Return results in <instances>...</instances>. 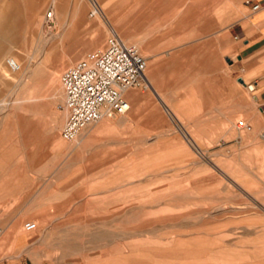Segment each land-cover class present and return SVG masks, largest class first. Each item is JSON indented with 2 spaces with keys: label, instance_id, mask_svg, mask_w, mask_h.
<instances>
[{
  "label": "rangeland",
  "instance_id": "obj_1",
  "mask_svg": "<svg viewBox=\"0 0 264 264\" xmlns=\"http://www.w3.org/2000/svg\"><path fill=\"white\" fill-rule=\"evenodd\" d=\"M55 1L60 14L47 18ZM107 15L94 0H0V264H264L252 91L233 69L213 90L200 70L158 68L164 54L148 44L167 38L143 36L142 20L128 35ZM113 34L147 58L149 80L126 92L127 113L66 142L61 74Z\"/></svg>",
  "mask_w": 264,
  "mask_h": 264
},
{
  "label": "crops",
  "instance_id": "obj_2",
  "mask_svg": "<svg viewBox=\"0 0 264 264\" xmlns=\"http://www.w3.org/2000/svg\"><path fill=\"white\" fill-rule=\"evenodd\" d=\"M94 2L97 5L104 3L109 6L107 12L101 9L106 20L111 19L107 15L108 12L111 15H120V20H126L128 35H138L135 32L138 29L136 21L142 20L145 25L148 24L144 29L149 31L143 36L167 38L165 43L148 44L150 51L164 54L157 60L158 68L200 70L199 76L205 78L204 85L208 88L210 86L211 89L217 74L224 72L225 69L228 71L233 69L244 88L247 89L248 84L254 85L252 97L264 124V0H94ZM62 3L65 4V1ZM257 4L258 9H254ZM121 5L127 6L126 9H122ZM54 13L60 14L56 1L52 3L51 17ZM114 18L112 16V19ZM155 22L159 23L157 32L154 31ZM109 24L113 27L111 23ZM163 57L165 60H162ZM223 85L225 86V82L222 80Z\"/></svg>",
  "mask_w": 264,
  "mask_h": 264
},
{
  "label": "built area",
  "instance_id": "obj_3",
  "mask_svg": "<svg viewBox=\"0 0 264 264\" xmlns=\"http://www.w3.org/2000/svg\"><path fill=\"white\" fill-rule=\"evenodd\" d=\"M258 7L257 4L254 9ZM7 66L18 69L12 59L7 60ZM147 67V58L136 45L113 34L103 48L89 52L64 70L60 79L68 115L61 130L62 139L73 142L85 128L102 118L127 113L131 104L126 92L146 85ZM247 87L249 91L254 90L253 84ZM237 127L252 129L247 122Z\"/></svg>",
  "mask_w": 264,
  "mask_h": 264
},
{
  "label": "bare ground",
  "instance_id": "obj_4",
  "mask_svg": "<svg viewBox=\"0 0 264 264\" xmlns=\"http://www.w3.org/2000/svg\"><path fill=\"white\" fill-rule=\"evenodd\" d=\"M96 7H97V8H96ZM100 11H101V7H100L99 5H98V6L95 5V2H94V13H95V14H99ZM51 16H52V11H51V14H50V15H49V11L46 12V17H47V18H48V17L51 18ZM50 28H51V27H50ZM50 28H49V30H51ZM125 42H126V41H125ZM11 59L14 60V61L18 64V69L12 70V69H10L9 67H8V68H9L10 70H12L13 72H19V71H20L21 74H24V70H25V69H24V63H23L22 61H20V60H19V62H18L15 58H11ZM30 69H31V67H30ZM27 72H28V71H27ZM148 72H149V66H148ZM146 74H147V75H146V76H147V79L149 80V78H148V77H149V73L146 72ZM25 77H26V76H25ZM128 97H129V96H128ZM129 102H130V101H129ZM130 104H131V102H130ZM78 137H79V136H78ZM76 140H77V139H76ZM56 141H57V143H59V144L62 143L61 138L58 137V136H57Z\"/></svg>",
  "mask_w": 264,
  "mask_h": 264
}]
</instances>
